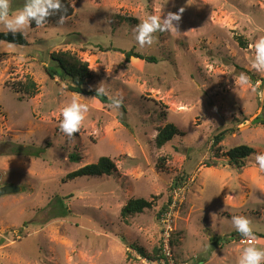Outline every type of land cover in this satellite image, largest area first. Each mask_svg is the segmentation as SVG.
I'll use <instances>...</instances> for the list:
<instances>
[{
    "label": "rangeland",
    "instance_id": "rangeland-1",
    "mask_svg": "<svg viewBox=\"0 0 264 264\" xmlns=\"http://www.w3.org/2000/svg\"><path fill=\"white\" fill-rule=\"evenodd\" d=\"M69 1L74 13L63 23L27 29L29 46L0 42V187H21L0 196V264H160L151 258L169 222L159 212L171 211L173 196L178 262L236 264L248 239L235 231L232 215L249 217L253 242L264 246V171L254 161L264 151V74L249 71L251 45L264 36V0ZM24 3L12 0V8ZM182 7L177 31L139 46L134 29L141 18ZM131 50L158 61L128 60ZM56 52L87 62V89L104 82L122 95V106L51 78L46 68ZM241 73L250 84L235 91ZM29 78L39 91L21 100L12 84ZM73 94L90 111L68 137L58 125ZM169 123L180 133L158 147L159 129ZM221 131L226 137L213 148ZM241 144L254 152L239 169L227 152ZM101 156L116 163L111 175L66 179ZM177 178L183 180L175 195ZM132 198L152 206L126 222L121 210Z\"/></svg>",
    "mask_w": 264,
    "mask_h": 264
},
{
    "label": "clouds",
    "instance_id": "clouds-1",
    "mask_svg": "<svg viewBox=\"0 0 264 264\" xmlns=\"http://www.w3.org/2000/svg\"><path fill=\"white\" fill-rule=\"evenodd\" d=\"M63 9V0H25L23 7L18 10L12 8V0H0V25H2L0 31L5 34L9 32L12 34L21 33L26 37L27 29L33 22L36 27H42L50 16L61 13ZM183 11L182 7L178 12H168L166 15L149 14L141 18L134 29L135 41L141 48L150 47L156 42L155 34H173L178 30V22L181 20ZM64 19V16L61 15L59 22L63 23ZM251 47L254 49V55L250 60L249 71L264 74V36L256 38ZM249 84V77L245 73H241L239 77L235 76V91L237 88L243 89ZM96 97H106L110 102L109 106L113 109H119L123 103L122 95L111 94L104 82H101L96 88ZM89 111V103L82 102L80 95L73 94L69 102L61 108L62 119L58 125L60 131L68 137L77 134ZM254 161L255 165L264 171V151H258ZM215 217L214 213L213 231L216 230ZM231 223L236 232L248 239V245L240 251L236 264H264V246H258L253 242L255 230L251 219L245 215H232Z\"/></svg>",
    "mask_w": 264,
    "mask_h": 264
},
{
    "label": "trees",
    "instance_id": "trees-1",
    "mask_svg": "<svg viewBox=\"0 0 264 264\" xmlns=\"http://www.w3.org/2000/svg\"><path fill=\"white\" fill-rule=\"evenodd\" d=\"M64 9L61 13L54 14L50 16L45 23H57L60 21V16L63 15L64 18L71 16L74 13V7L70 3L69 0H63ZM32 28H35V23L33 22L31 25ZM241 46H246V43L243 41L241 37L238 38ZM0 42H5L8 44L26 47L30 45V42L24 37L21 33L12 34L11 32L5 34L3 31H0ZM132 57H137L140 59H145L149 62H157L158 59L154 56H146L141 53L135 52L131 50L127 52L126 58L129 60ZM51 58L53 60V65H49L46 70L51 78L54 76H59L61 79L69 80L70 84H68V89L74 93L78 94H90L96 95V89H87L86 85L89 80L92 78V71L90 70L88 63L82 61L75 55H71L68 52H56L52 53ZM12 89L19 93V99L23 100L26 97H32L38 93V85L32 79L29 78L26 81H19L16 84H12ZM102 100H107L106 97H99ZM264 122V121H263ZM180 130L172 123L167 124L165 127L160 128L159 132L156 136V144L158 147L165 145L168 141H170L175 135L179 134ZM226 131H221L216 134L213 139V148L216 147L220 142L226 137ZM254 152V149L247 145L241 144L234 146L228 150L227 155L229 157L228 163L236 168H243L246 165L245 160L251 156ZM39 151L33 152H25V155H39ZM70 159L73 161H78L80 156L77 154H71ZM208 163V162H207ZM116 169V163L109 156H101L96 163L85 165L75 171L68 173L66 179H76L78 177L83 176H103V175H111ZM183 180V179H182ZM180 178L175 179L173 188H176L178 185L180 186L182 183ZM62 206L64 204L61 202ZM152 203L147 201L144 198H132L130 199L126 205L122 207L121 215L126 222H128L129 216L141 213L146 208H150ZM63 209V208H62ZM166 210L163 207L159 215L162 216L164 211ZM63 212L60 215H64ZM163 240L156 248L157 257L151 258L154 261L160 260L164 257L163 254ZM172 244V239H171ZM173 249V247H172ZM141 255H145V252L141 248H137ZM174 252V250H173Z\"/></svg>",
    "mask_w": 264,
    "mask_h": 264
},
{
    "label": "built area",
    "instance_id": "built-area-1",
    "mask_svg": "<svg viewBox=\"0 0 264 264\" xmlns=\"http://www.w3.org/2000/svg\"><path fill=\"white\" fill-rule=\"evenodd\" d=\"M181 186V185H180ZM180 186H178L177 188H174V191H175V195L178 194L177 191L180 190ZM177 198H175L173 196V200L171 199V202L172 203V206H171V211L169 212H166L165 214H163V220L166 222L168 220V225L166 226V229H165V235L163 237V254H164V257L161 258L159 260V263L160 264H189L187 262H178L177 259L175 258L174 256V252H173V249H172V244H171V223H170V216L172 214V210L173 208L176 206L177 204Z\"/></svg>",
    "mask_w": 264,
    "mask_h": 264
},
{
    "label": "water",
    "instance_id": "water-1",
    "mask_svg": "<svg viewBox=\"0 0 264 264\" xmlns=\"http://www.w3.org/2000/svg\"><path fill=\"white\" fill-rule=\"evenodd\" d=\"M20 190H21L20 186L14 184H6L0 187V196L5 194L16 193Z\"/></svg>",
    "mask_w": 264,
    "mask_h": 264
}]
</instances>
